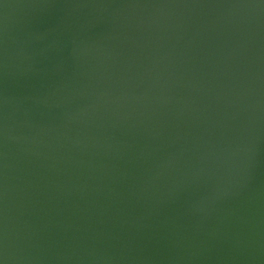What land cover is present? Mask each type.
<instances>
[{"label":"water","instance_id":"95a60500","mask_svg":"<svg viewBox=\"0 0 264 264\" xmlns=\"http://www.w3.org/2000/svg\"><path fill=\"white\" fill-rule=\"evenodd\" d=\"M0 264H264V0H0Z\"/></svg>","mask_w":264,"mask_h":264}]
</instances>
